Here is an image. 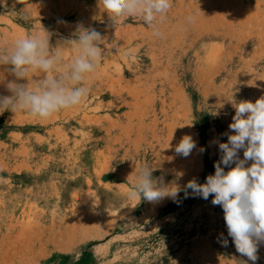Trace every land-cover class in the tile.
<instances>
[{
    "label": "rangeland",
    "instance_id": "rangeland-1",
    "mask_svg": "<svg viewBox=\"0 0 264 264\" xmlns=\"http://www.w3.org/2000/svg\"><path fill=\"white\" fill-rule=\"evenodd\" d=\"M78 25L105 37L86 100L48 119L0 114V264H252L212 196L183 189L214 174L233 105L264 96V0H171L162 36L139 14L114 24L102 0H0V49L49 35L67 65L78 50L60 46ZM42 79L30 72V88ZM186 135L187 158L175 152ZM144 165L181 189L175 201L128 195Z\"/></svg>",
    "mask_w": 264,
    "mask_h": 264
},
{
    "label": "clouds",
    "instance_id": "clouds-1",
    "mask_svg": "<svg viewBox=\"0 0 264 264\" xmlns=\"http://www.w3.org/2000/svg\"><path fill=\"white\" fill-rule=\"evenodd\" d=\"M102 3L114 24L125 15L139 14L155 36H162L158 17L162 22L171 8V0H102ZM188 22L194 23L195 18L189 16ZM75 37L60 46H75L78 50V55L67 65L61 54L50 48L49 35H28L17 39L11 48L0 49V65H10L8 70L16 78L7 83L11 95H0V114L27 112L48 119L86 100L89 94L86 77L95 72L105 55L106 50L101 47L105 37L95 28L83 25L77 26ZM60 68L66 70L57 74ZM33 71L43 74L35 89L30 88L28 81ZM233 106L235 114L229 124L230 131L224 133L227 142L218 144L221 156L214 164V174L208 175L203 184L195 179L188 181L183 190L186 198L188 189L205 200L212 196V204L223 210L228 236L236 251L255 264L259 246L264 244V96L255 102L239 101ZM196 147L193 138L186 135L175 146V152L187 158ZM241 150L243 159L239 155ZM204 151L200 148L201 153ZM152 173L148 165L141 167L128 195L151 203L165 198L175 201L181 189L174 183L165 184L163 178L155 179ZM221 243L226 247L228 240Z\"/></svg>",
    "mask_w": 264,
    "mask_h": 264
}]
</instances>
